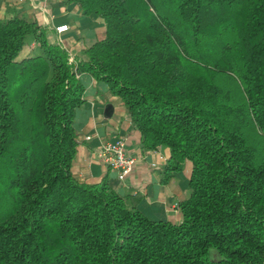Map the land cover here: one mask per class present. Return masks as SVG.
I'll list each match as a JSON object with an SVG mask.
<instances>
[{
	"label": "trees",
	"instance_id": "16d2710c",
	"mask_svg": "<svg viewBox=\"0 0 264 264\" xmlns=\"http://www.w3.org/2000/svg\"><path fill=\"white\" fill-rule=\"evenodd\" d=\"M69 1L107 27L73 61L0 19V264H264V0ZM85 72L170 148L164 180L190 165L179 223L73 172Z\"/></svg>",
	"mask_w": 264,
	"mask_h": 264
},
{
	"label": "crops",
	"instance_id": "0c3cea01",
	"mask_svg": "<svg viewBox=\"0 0 264 264\" xmlns=\"http://www.w3.org/2000/svg\"><path fill=\"white\" fill-rule=\"evenodd\" d=\"M14 16L36 21L47 33L52 44H60L73 58H83L84 50L106 36L103 17L85 11L78 2L69 0H0V19ZM68 24L59 33L56 26ZM37 41L29 42L23 55L41 54ZM85 87L84 101L77 108L74 127L78 145L73 160V172L82 181L95 183L106 179L121 195L155 220H182L180 203L189 192L190 165L172 173L164 180L163 165L170 157V148L146 149L140 132L134 127L124 102L105 81L90 73L80 74ZM125 138L127 155L134 156L133 170L124 180L117 171L102 163L96 155L106 142ZM155 162L157 165L152 166Z\"/></svg>",
	"mask_w": 264,
	"mask_h": 264
},
{
	"label": "built area",
	"instance_id": "2783aa9c",
	"mask_svg": "<svg viewBox=\"0 0 264 264\" xmlns=\"http://www.w3.org/2000/svg\"><path fill=\"white\" fill-rule=\"evenodd\" d=\"M68 28V24L56 26V30L59 33L68 30ZM73 60V57L70 56V61ZM96 155L102 163L117 171L118 179L120 180H124L131 173L136 162L134 156L127 155L125 138H118L117 140L106 142L97 150ZM156 165L155 162L152 163V166Z\"/></svg>",
	"mask_w": 264,
	"mask_h": 264
}]
</instances>
